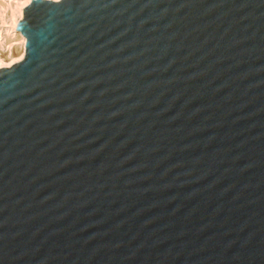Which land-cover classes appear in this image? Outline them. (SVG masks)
Returning a JSON list of instances; mask_svg holds the SVG:
<instances>
[{
	"label": "water",
	"instance_id": "water-1",
	"mask_svg": "<svg viewBox=\"0 0 264 264\" xmlns=\"http://www.w3.org/2000/svg\"><path fill=\"white\" fill-rule=\"evenodd\" d=\"M0 70V264H264V0H36Z\"/></svg>",
	"mask_w": 264,
	"mask_h": 264
},
{
	"label": "bare ground",
	"instance_id": "bare-ground-1",
	"mask_svg": "<svg viewBox=\"0 0 264 264\" xmlns=\"http://www.w3.org/2000/svg\"><path fill=\"white\" fill-rule=\"evenodd\" d=\"M33 1H36V0H25V1L23 0V2H20L19 0H16V2H17L15 4L16 5L15 6L16 9H14L15 7L12 8V9H14L13 11H15V15H13L14 13L11 12V14L13 15L12 19L10 17L9 20H8V21H10V20L11 21L8 22L5 19L6 22H3V21L1 22L2 25H1L0 29L3 28V26H6L7 22L10 23V27L8 29H6V30L4 29L0 33V48H1V45H2V41L4 39H7L8 36H9L10 38H19L20 39L21 50H20V52H19V54L17 56H13L12 54L9 53V56L5 60H1L0 59V70L1 69H10L14 65H17V64L21 63L23 61V59H24V56H25L24 50H25V42H26V40L17 31H15L14 28L16 27L18 22L23 19V11H24V9L26 7H28L30 5V3H32ZM44 1H50V2L52 1L54 3H59L61 0H44ZM14 2H15V0H14ZM7 26H9V25H7Z\"/></svg>",
	"mask_w": 264,
	"mask_h": 264
},
{
	"label": "rangeland",
	"instance_id": "rangeland-1",
	"mask_svg": "<svg viewBox=\"0 0 264 264\" xmlns=\"http://www.w3.org/2000/svg\"><path fill=\"white\" fill-rule=\"evenodd\" d=\"M19 1L23 2V0L22 1L19 0ZM16 3H17L16 0H15V2H14V0H0V27L2 25L1 24L2 21L6 22L9 20L10 17L12 19V16L15 15V11H13V10L16 9V7H15ZM12 8H14V9H12ZM11 12H13L14 14L12 15ZM5 19H6V21H5ZM10 21H8V22H10ZM8 22H7V25H9V26H7V25L3 26V28L0 29V33L4 29L6 30L10 27V23H8ZM20 45H21V42H20L19 38H10L8 36L7 39H4L2 41V45L0 48V59L5 60L9 56V53L12 54L13 56H17L21 50Z\"/></svg>",
	"mask_w": 264,
	"mask_h": 264
}]
</instances>
